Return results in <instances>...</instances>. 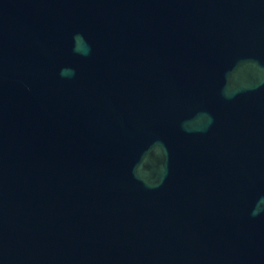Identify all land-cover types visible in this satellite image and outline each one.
<instances>
[{"label":"water","instance_id":"1","mask_svg":"<svg viewBox=\"0 0 264 264\" xmlns=\"http://www.w3.org/2000/svg\"><path fill=\"white\" fill-rule=\"evenodd\" d=\"M0 264H264V0H0Z\"/></svg>","mask_w":264,"mask_h":264}]
</instances>
